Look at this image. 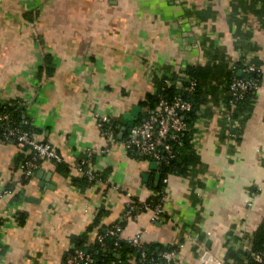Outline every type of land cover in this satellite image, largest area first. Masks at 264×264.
Returning <instances> with one entry per match:
<instances>
[{
    "label": "crops",
    "instance_id": "obj_1",
    "mask_svg": "<svg viewBox=\"0 0 264 264\" xmlns=\"http://www.w3.org/2000/svg\"><path fill=\"white\" fill-rule=\"evenodd\" d=\"M199 65L211 74L193 137L197 161L164 181L165 213L141 211L121 239L183 243L181 264H196L201 247L232 264L230 249L248 247L264 219V78L236 116V138L225 116L233 74L264 70V1L0 0V102L18 99L37 138L63 157L62 167L42 160L24 180L27 151L0 141V264H61L78 237L92 245L120 220L125 192L154 199L157 162L108 141L96 114L123 126L158 80L172 76L183 92ZM80 161L102 181L79 180Z\"/></svg>",
    "mask_w": 264,
    "mask_h": 264
},
{
    "label": "built area",
    "instance_id": "obj_2",
    "mask_svg": "<svg viewBox=\"0 0 264 264\" xmlns=\"http://www.w3.org/2000/svg\"><path fill=\"white\" fill-rule=\"evenodd\" d=\"M264 1V0H263ZM248 71H257L259 76H238L233 75L228 83L227 93L229 95V105L226 109L225 116L229 121L232 130L230 136L237 137L240 131V119L234 117V109L238 101L242 100L249 91L255 92L260 86L261 78H264V70L260 67L250 66ZM164 83L167 86L172 85L175 81L172 76H166ZM198 80L190 77V80L184 90L185 93L192 94ZM155 92V87L154 91ZM8 99L0 102L5 104ZM192 108V103L185 99L182 94H177L171 98L159 95V102L156 108L147 112L143 119L135 123L126 137L120 140L124 149L138 156H147L155 160L157 164L169 163L178 155V148L183 144V134L188 128L186 113ZM98 127L104 137L110 142H115L119 138L115 130L107 124L111 121L107 114H96ZM31 122V121H30ZM25 121V124H28ZM0 141L11 142L17 145L19 149L27 151V159L19 168V173L24 180H29L39 167L42 160H50L54 163L62 162L63 157L58 148L52 143L37 138L36 133L30 129L16 125L7 106L0 111ZM178 147V148H177ZM79 176L85 177L87 182L92 184L102 181V173L98 169L85 166V161L78 164ZM167 181V177L164 179ZM6 189L5 192H8ZM125 197L124 211L120 220L111 226L99 232L96 237V243L99 247L107 250H113L115 253L120 248L121 233L125 223L136 217L141 211L150 210L154 217L161 216L165 213L164 204L161 202L142 201L134 197L132 192L127 191L123 194ZM17 218V214H15ZM112 238L113 241H109ZM132 246L137 247L141 252V257L146 260L145 244L139 237L127 239ZM175 247L159 251V255L154 259L151 258L147 264H181L178 259V251L183 248V243L174 244ZM251 242L243 251L247 252L250 264H264V245L261 248L251 250ZM236 249V248H234ZM134 260V259H133ZM61 264H126L121 259L114 258L105 263H98L94 255L88 250L72 246L64 256ZM196 264H231L224 258L214 255L209 249L199 248Z\"/></svg>",
    "mask_w": 264,
    "mask_h": 264
},
{
    "label": "trees",
    "instance_id": "obj_3",
    "mask_svg": "<svg viewBox=\"0 0 264 264\" xmlns=\"http://www.w3.org/2000/svg\"><path fill=\"white\" fill-rule=\"evenodd\" d=\"M44 67L48 68L47 60L43 64ZM43 69V66L40 67ZM190 77H194L198 80V84L196 86L195 91L192 94L185 93L184 91H179L175 82L167 86L164 83V78L160 79L155 84V92L147 93L145 99L140 101V105L142 108H146L149 111L154 110L159 102V95L166 96L167 98H171L177 94H182L185 99L189 100L192 103V108L186 113V118L188 120V128L184 132L182 140L183 144L178 148V155L175 159H172L169 163H161L158 165V170L160 173V181L158 183V194L151 199L150 201L153 202H161L163 199V189L165 186L164 179L171 174L176 175H186L188 173V169L190 165L194 164L197 161V155L193 148V137L194 133L197 130L196 123L198 121L199 110L201 105L205 99V93L207 92L206 81L211 74V68L207 65L204 66H192L188 69ZM46 73H48L46 69ZM234 75V74H233ZM242 76H251L257 77L259 73L257 71H251L249 74H244ZM173 79V77H172ZM231 79V78H230ZM174 80V79H173ZM175 81V80H174ZM254 92L249 91L246 93L245 97L238 101L236 108L234 109V116L236 117L237 114H241L242 112L246 111L250 105V99L253 97ZM229 96V95H228ZM7 106V110L10 112L12 118L16 122V125L21 126L26 129H30L36 133V129L33 127L32 123L29 120V117L26 115L24 108L22 107L21 102L18 99H10L6 101L5 104H0V111L3 110ZM145 109V111H146ZM147 114V111L145 112ZM144 114V115H145ZM143 119V115L141 114L140 118L136 123L140 122ZM25 121H28V124H25ZM107 126H110L112 129L115 130V134L119 137V133H121V128L123 126L120 125L119 121L111 120ZM123 136L119 140H123L127 132L124 130ZM28 155L26 156L25 160L22 162L24 163L27 159ZM58 168L62 167V162H57ZM79 180L86 182V178L82 177ZM10 189V187H7ZM106 211L103 209L99 210L95 217V222L92 225L98 224L102 215H105ZM17 220L18 222L22 223L25 220V213L21 212L20 214L17 213ZM3 220L0 218V226H2ZM103 228H100L98 232H103ZM87 234L78 237L77 241L74 242L75 247L83 248L84 250H88L91 252L94 257L97 259L98 263H105L111 259L118 258L121 259L126 264H147V262L151 258H156L159 255V251H162L167 248H173L175 245L170 246H163L155 243H147L145 244L146 250V260H143L141 257V252L137 247H134L129 243L127 240L120 239V248L118 252L115 253L113 250H105L98 246L97 243H92V245H85L87 241ZM109 241H113L112 238H109ZM264 245V219L262 220L261 224L258 228L253 232L251 238V250H255L261 248ZM119 255V256H117ZM247 252H244L241 249H234L231 248L229 251V257L234 258L235 261L232 264H250L249 258L246 257ZM242 256H245L242 258ZM134 259V260H133Z\"/></svg>",
    "mask_w": 264,
    "mask_h": 264
},
{
    "label": "water",
    "instance_id": "obj_4",
    "mask_svg": "<svg viewBox=\"0 0 264 264\" xmlns=\"http://www.w3.org/2000/svg\"><path fill=\"white\" fill-rule=\"evenodd\" d=\"M188 80H190V79H188ZM142 110H143V108L141 105H134L132 107L130 114L125 116V118L123 120L122 129L127 130L129 132L130 128L136 123V121L139 120ZM146 111L148 112L147 109H146ZM121 136H122V134H121ZM117 256H119V255H117Z\"/></svg>",
    "mask_w": 264,
    "mask_h": 264
}]
</instances>
